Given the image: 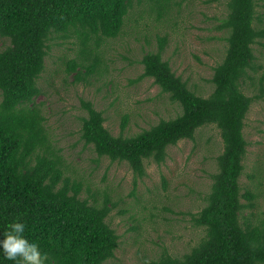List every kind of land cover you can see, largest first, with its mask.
Wrapping results in <instances>:
<instances>
[{
    "label": "trees",
    "instance_id": "16d2710c",
    "mask_svg": "<svg viewBox=\"0 0 264 264\" xmlns=\"http://www.w3.org/2000/svg\"><path fill=\"white\" fill-rule=\"evenodd\" d=\"M170 1L0 0V37L8 41L0 50V232L26 223V237L46 253L45 264H104L119 239L106 221L115 203L106 192L90 194L89 187L84 195L82 179L65 174L68 165L50 141L45 117L34 101L41 92L37 80L48 43L54 37L72 39L75 56L65 61L66 72L71 83L85 82L92 72L103 70L104 44L129 33L135 6L145 3L161 20ZM224 5L217 29L224 31L226 45L212 68V91L206 97L192 91L162 59L166 36L156 35V50L141 55L142 73L131 82L151 78L179 105V113L132 135L123 134V116L119 133L113 135L104 126L102 111L80 99L79 139L95 153L92 161L105 157L125 163L134 184L145 176V163L165 160L168 146L193 139L206 125L219 131L222 150L215 156L216 171L204 205L189 212L201 237L179 256L162 249L139 264H264V219L251 211L258 193L239 182L248 145L245 118L251 103L264 99V77L247 83L256 86V94L246 95L243 84L254 79L253 45L264 40V26L256 22L257 0H224ZM0 264L10 262L0 254Z\"/></svg>",
    "mask_w": 264,
    "mask_h": 264
},
{
    "label": "rangeland",
    "instance_id": "374dc122",
    "mask_svg": "<svg viewBox=\"0 0 264 264\" xmlns=\"http://www.w3.org/2000/svg\"><path fill=\"white\" fill-rule=\"evenodd\" d=\"M256 10V22L264 26V0H257ZM225 13L224 0H171L167 16L161 20L155 19L145 3L135 6L129 33L104 44L103 70L99 75L92 72L85 82L71 83V74L66 72L65 61L75 56L72 39L54 37L48 43L45 68L37 80L41 92L34 101L45 117L50 141L68 165L65 174L82 179L84 195L89 187L90 194L106 192L115 203L106 221L119 235L118 246L104 264H139L142 259L155 258L162 249L179 256L201 237L202 230L191 225L189 212L204 205L222 141L212 124L198 128L193 139L168 146L161 164L145 163V176L134 184L125 163L105 157L92 161L95 153L79 139L80 99L102 111L104 126L113 135L119 133L123 116L127 121L124 135L174 117L180 112L179 105L151 78L131 82L142 73L141 55L155 51L156 35H165L162 59L192 91L206 97L212 91V68L224 55L225 33L217 26ZM260 41L253 45L250 76L254 79L245 80L242 88L248 96L258 90L247 83L264 77V40ZM7 44L0 37V50ZM243 134L248 145L239 182L258 193L251 211L264 219V99L251 103Z\"/></svg>",
    "mask_w": 264,
    "mask_h": 264
},
{
    "label": "clouds",
    "instance_id": "9594fccd",
    "mask_svg": "<svg viewBox=\"0 0 264 264\" xmlns=\"http://www.w3.org/2000/svg\"><path fill=\"white\" fill-rule=\"evenodd\" d=\"M8 228L0 232V254L4 260L10 264H45L46 253L41 252L36 241L26 237V223H14Z\"/></svg>",
    "mask_w": 264,
    "mask_h": 264
}]
</instances>
